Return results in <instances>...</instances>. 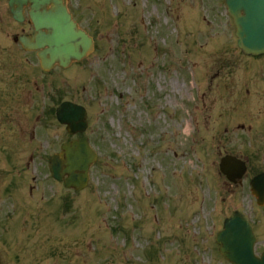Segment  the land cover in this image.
Instances as JSON below:
<instances>
[{
  "label": "rangeland",
  "instance_id": "obj_1",
  "mask_svg": "<svg viewBox=\"0 0 264 264\" xmlns=\"http://www.w3.org/2000/svg\"><path fill=\"white\" fill-rule=\"evenodd\" d=\"M148 1L146 7L140 5V9L138 3L136 5V0L133 7L127 4L128 0H121V3L110 0H81L87 10L99 11L104 8L100 13L105 11L109 19L112 18L111 15L115 18L116 15L120 16L127 12L129 17L126 25L131 24V17L133 20L140 17V14L136 15L141 11V26L135 24V29L132 28L130 31L122 25L110 27L109 21L102 23L96 19V14H93L94 21H90L87 11L82 9L85 13H81V24L96 39L95 53L70 67V70H65L66 72L57 69L47 74L38 71L37 74L38 113L51 100L53 103L58 100L72 101L83 105L89 113L90 127L86 135L90 137L98 153V160L90 169L87 190L79 193L67 192L50 178L47 172L49 154L56 150L59 143L67 139L64 129L50 118L42 135H40L42 129L38 126L36 144L43 150L37 148V153L31 158L25 154L20 155L23 170L18 181V193L15 187L9 188L8 191L12 190L10 196L26 195L27 188L31 186L36 197L62 196L68 200V207L71 209L68 218H73V222L69 221L68 226L65 225V221L61 222L62 229L78 230L81 221L88 225L83 234L85 240H90L96 234V227L95 222L88 223L96 220L97 234L100 233L96 245L100 247L101 242H105L102 237L104 234L108 236L109 229L113 233L120 231L122 224L118 225L119 219L126 217L138 219V221L131 219L129 226L124 228L125 231H129L131 237L136 236L137 240L140 239L139 236L145 238L150 233L145 225L152 223V233L156 240L153 241L151 236L137 241V244L132 240L133 251L128 248L122 254L126 259L123 260L124 264H136L135 260L151 262L155 251V260L150 264H220L222 260L215 251L213 234L222 219L229 216L242 202L232 199L226 193L223 177L218 173L217 163L214 162H217L218 151H228L234 147L241 150L245 158L249 157V177L264 170V157H260L263 154L261 151H264V133L256 130L260 123L255 122L257 120L245 112L250 111V106L229 107L223 111H239V116H232L235 113H230L218 118L219 112H222V100L219 98L215 102L213 98H218L222 94L224 83L222 85L220 83L224 82L223 76L228 71V66L224 71L220 70L221 66H226L224 63L229 64L233 76H237L236 82L239 77L240 84L245 76H250L251 72H254L255 67L243 59L240 52L236 48L234 50L232 46L234 27L225 14L223 0H174V6L173 0H156L157 3L153 6L149 3L154 1ZM69 6L80 13L79 0H71ZM173 27H176L181 37L177 44L178 34L174 29L172 31ZM166 29L171 30L172 41L167 39L166 44L161 43L165 49L160 47L158 56L155 60L152 59L153 64L148 66L146 62L149 56L148 49L152 48L153 44L152 33L157 32L161 35ZM145 38L148 48L145 46ZM74 71H77L78 79L73 82L74 84H70L68 75ZM150 71L153 72V76L149 80ZM122 72L130 76L120 80L123 77ZM210 72L216 74L212 82L210 76L213 74ZM54 80L61 85H57ZM194 83L199 84L196 90L199 98L205 95L203 105L193 102L196 89ZM191 104L197 106L195 109L202 126L200 137H194L192 128L187 129L185 109ZM260 106L254 109L262 111L264 116V104ZM152 112H156L154 117L151 116ZM239 117L248 119L245 120L247 122L245 130H239L242 138L232 134L231 129L238 124L237 122L232 124L233 122H241ZM248 127L251 129L248 130ZM222 128L225 130L218 138ZM18 143L19 141L15 145L0 142V146H8L7 151L12 153ZM25 161V164L29 162L27 169L24 167ZM0 165L5 166L6 170L5 176H1L2 190L9 183L12 172L8 171L7 158L1 157ZM173 172L175 177L170 176ZM177 189L180 190L177 192ZM174 192L177 196L173 197ZM143 195L150 203L136 200L135 197H144ZM157 198L160 202H151ZM88 200V206L93 209L86 211L84 202ZM161 201L165 206L168 204L165 207L166 210L169 208L167 214L162 212L161 215V209H164L161 208L163 205ZM249 202L247 198L244 199L243 205L241 207L239 205L240 209L247 212ZM135 204L141 207L140 212H137ZM103 205L107 210L102 209V214L107 216L108 226L102 222L103 217L99 214ZM143 206L148 210L144 212ZM43 215L46 220L42 221L39 218L36 222L38 224L36 238L38 234L43 236L44 245L49 249L53 243H57L56 241L66 244L68 240L64 234L52 231L56 228L58 219L67 218L66 211L57 216L53 214L50 218L46 213ZM159 216L162 220L172 222V231L167 237L172 240L173 237L181 236L180 247L172 243L170 246L166 245L164 249L162 229H166L167 225L159 222ZM31 218L37 220L36 216ZM251 219L255 221L260 240L263 242L264 227L261 225L264 224V208L261 211L255 210ZM1 226L5 230L8 227L12 230L8 220H4ZM30 226V221L24 223L22 219L13 223V228L19 230V236L26 235L25 228ZM133 227L137 228V233L132 231ZM12 233L14 234L13 231ZM119 237L121 236H117ZM3 238L9 242L5 243V251L11 246L10 243L19 244L21 252L30 250L26 240H21V243L17 240L15 242L11 240L12 236L7 231ZM68 238L70 241L78 239L77 236ZM123 239L128 240L127 245L132 242L127 234ZM262 242L259 243L261 247ZM115 243L116 241L112 239V244ZM152 246H155L153 255L148 249ZM36 251L29 254L30 258ZM90 251L100 250L96 247ZM111 252L119 254L121 250L113 247ZM8 254L6 253V257ZM46 258L39 262L46 264ZM6 264L19 263L9 261Z\"/></svg>",
  "mask_w": 264,
  "mask_h": 264
},
{
  "label": "water",
  "instance_id": "obj_2",
  "mask_svg": "<svg viewBox=\"0 0 264 264\" xmlns=\"http://www.w3.org/2000/svg\"><path fill=\"white\" fill-rule=\"evenodd\" d=\"M63 1L20 0L21 5H30L29 16L37 31L35 47H47L40 53V57H42L41 66L44 69L51 67L55 62H58L60 66H66L71 60H79L84 57L91 49V41L71 21ZM230 4L235 10L240 8L246 10L244 28L254 32L258 38V46L257 49L253 50L245 48V51L247 53H258L260 51L258 49L264 47V16H259V13L264 11V0L253 2L254 6L259 7V9L253 11L252 14L249 13V0H232ZM48 5H51L53 9L47 10ZM236 20L238 21V19ZM242 34H244L242 31L239 32V36L243 38ZM261 51H264V49ZM47 55H49V59L45 58ZM58 118L62 122L76 126L79 120L81 122L83 120V111L81 108L70 104H63L58 110ZM79 144L80 146L76 148L73 145L63 147L65 169L74 179L75 187H81L85 183L88 166L94 160L84 143L80 142ZM62 164L63 162L59 159L53 160L51 170L54 177L59 178V175L64 173L60 170V173L57 174L59 166L61 169ZM247 253L250 254V250H247ZM225 255L232 260L230 256ZM237 255L241 264L251 261L249 255L247 258L243 256L242 252L237 253Z\"/></svg>",
  "mask_w": 264,
  "mask_h": 264
},
{
  "label": "flooded vegetation",
  "instance_id": "obj_3",
  "mask_svg": "<svg viewBox=\"0 0 264 264\" xmlns=\"http://www.w3.org/2000/svg\"><path fill=\"white\" fill-rule=\"evenodd\" d=\"M7 19L4 5H0V70L8 79L0 77V119L5 123L16 124L21 122L23 96L27 97L26 90L22 91L20 77V59L22 48L17 37L21 35L20 25L13 27L10 23L6 28ZM30 61H34L35 56L30 55ZM16 77V78H14ZM36 119V116L34 117Z\"/></svg>",
  "mask_w": 264,
  "mask_h": 264
}]
</instances>
